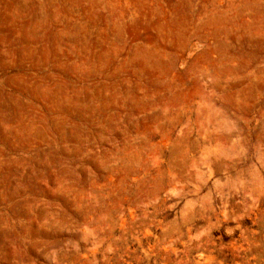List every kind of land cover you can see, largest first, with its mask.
<instances>
[{
    "label": "rangeland",
    "instance_id": "obj_1",
    "mask_svg": "<svg viewBox=\"0 0 264 264\" xmlns=\"http://www.w3.org/2000/svg\"><path fill=\"white\" fill-rule=\"evenodd\" d=\"M0 264H264V0H0Z\"/></svg>",
    "mask_w": 264,
    "mask_h": 264
}]
</instances>
